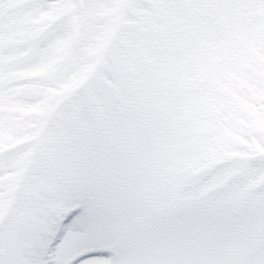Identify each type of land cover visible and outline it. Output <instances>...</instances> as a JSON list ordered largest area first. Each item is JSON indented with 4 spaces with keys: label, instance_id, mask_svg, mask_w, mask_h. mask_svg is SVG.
Returning a JSON list of instances; mask_svg holds the SVG:
<instances>
[{
    "label": "snow or ice",
    "instance_id": "snow-or-ice-1",
    "mask_svg": "<svg viewBox=\"0 0 264 264\" xmlns=\"http://www.w3.org/2000/svg\"><path fill=\"white\" fill-rule=\"evenodd\" d=\"M0 264H264V0H0Z\"/></svg>",
    "mask_w": 264,
    "mask_h": 264
}]
</instances>
